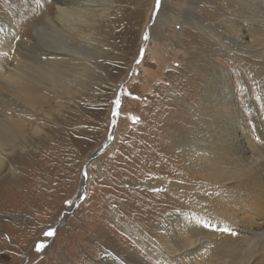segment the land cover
<instances>
[{
  "label": "rangeland",
  "instance_id": "1",
  "mask_svg": "<svg viewBox=\"0 0 264 264\" xmlns=\"http://www.w3.org/2000/svg\"><path fill=\"white\" fill-rule=\"evenodd\" d=\"M57 2L0 0V41L8 42L0 57L15 61L22 47L56 51L83 60L87 69L64 99L69 111L48 121L54 141L29 139L17 173L7 174L0 264H165L154 242L171 231L165 218L202 206L213 191L200 167L187 168L200 160L188 156L197 151L189 136L208 133L211 124L216 135L224 133L222 124L229 134L224 148L232 142L239 149L246 139L259 146L243 156L255 161L248 186L254 203L249 209L239 203L236 223L262 226L264 65L231 45V33L245 32L232 0H163L158 13L155 0H97L107 10L89 19L88 47L59 41L45 28ZM225 91L231 103L221 123L217 100ZM117 98L119 114L113 115ZM50 229L55 235L46 237ZM36 241L45 249L38 252Z\"/></svg>",
  "mask_w": 264,
  "mask_h": 264
},
{
  "label": "bare ground",
  "instance_id": "2",
  "mask_svg": "<svg viewBox=\"0 0 264 264\" xmlns=\"http://www.w3.org/2000/svg\"><path fill=\"white\" fill-rule=\"evenodd\" d=\"M57 5L58 2L56 17L48 21L45 28L53 32L59 41L75 42L88 47L87 43L91 38L89 30L92 25L89 19L98 11L101 14L105 13L107 8L102 7L97 0H60L59 7ZM263 5L264 0H232L236 21L242 23L241 27L244 26L245 32L240 36H233L231 33V38L228 39L236 50H244L248 53L247 60L264 65ZM2 34L11 40L10 33L5 34L4 31ZM6 41L5 43L0 41V48L6 49L5 45L8 43ZM22 48H17L20 57L17 58V55L13 57L15 61L9 60L12 57L8 56L10 54L5 58L0 57V98L2 99L0 193L11 184L7 174L17 173L22 152H26L31 146L29 139L37 136L46 144L54 141L48 121L49 119L50 122L54 121L66 109L67 112L69 111L63 106V102L66 97L76 92L71 90V83L76 82L87 72L82 65L83 60L78 58L58 57L56 51L40 54V51ZM13 54L15 56V53ZM212 90L216 93L219 91L217 83ZM220 95L222 96L220 100L214 98L213 101L217 100V104L222 105L220 109L223 108L221 110L223 114L218 116L222 123V118L228 117L226 115L228 107H225V104L231 103V94L225 91L224 95ZM215 103L210 104L214 107ZM62 118L65 122L69 121L65 115ZM213 127L214 125L211 124L208 133L201 130L198 134L189 136L188 144L197 151L188 153V156L197 155L200 160L195 163L188 161L187 165L189 170H193L194 166L200 167L204 171L205 180L211 183L213 191L210 192L207 201L203 200L202 206L194 205L192 211L180 209L170 212V216L164 221H167L171 231L162 242L154 240L156 249L165 264H264V250L260 253L258 243L259 240L264 243V211L262 210L263 214L257 213V219L263 220L262 226L255 221L250 222L248 227L236 223L238 215L242 212L239 203L248 209L254 203L251 197L253 193L248 186L252 184V174H255L254 171H250V166L254 165L255 161L249 160V157L243 159L245 158L243 156H246L245 153L249 149L256 150L259 146L246 139L244 144H237L239 149L232 142L224 148L220 143L222 140L225 141L224 137L229 134L226 135L223 124V134L216 135L217 132H212V129H215ZM232 149L237 151L236 154ZM261 151L263 150L260 149L259 152ZM233 154H239L240 157L233 159L231 157ZM223 190L226 192L224 193ZM186 208L191 207L188 205ZM231 233L237 234L240 239L236 240V237L230 235ZM227 241H235V243L229 244ZM138 262L147 264L141 259ZM112 263L132 264L128 261L119 263L116 260H112Z\"/></svg>",
  "mask_w": 264,
  "mask_h": 264
},
{
  "label": "snow or ice",
  "instance_id": "3",
  "mask_svg": "<svg viewBox=\"0 0 264 264\" xmlns=\"http://www.w3.org/2000/svg\"><path fill=\"white\" fill-rule=\"evenodd\" d=\"M46 2H47V0H46ZM59 2H60V0H58V5H57V7H59ZM162 2H163V0H155V9H156V13H158V12L160 11L161 6H162ZM60 10L63 11V9H60ZM156 13H154V15H155ZM144 39H145V40L149 39V36H148V35H145V36H144ZM115 103H116L117 105L120 104V100H119V98H117V100L115 101ZM118 114H119L118 112H113V115H118ZM135 119H138V118H135ZM237 175H239V173H237ZM225 231H227V230H225ZM44 235H45L46 237L54 236V235H55V230H54V229H50V230H48L47 232H45ZM230 235L236 237V240H239V239H240V238L237 236V234H235V233H231ZM34 243H35V248H36V250H37L38 252L41 251V250H43V249H45V247H46L45 244H44L42 241H36V242H34ZM227 243L232 244V243H235V241H227Z\"/></svg>",
  "mask_w": 264,
  "mask_h": 264
},
{
  "label": "water",
  "instance_id": "4",
  "mask_svg": "<svg viewBox=\"0 0 264 264\" xmlns=\"http://www.w3.org/2000/svg\"><path fill=\"white\" fill-rule=\"evenodd\" d=\"M117 111V104L115 105V107H114V111L113 112H116ZM85 180H86V173H85V171L83 172V181H84V183H85ZM84 185L85 184H83V187H84Z\"/></svg>",
  "mask_w": 264,
  "mask_h": 264
}]
</instances>
